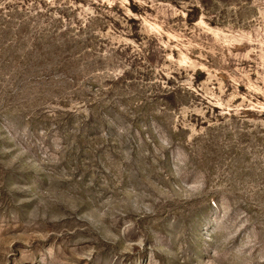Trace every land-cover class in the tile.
<instances>
[{"label":"rangeland","instance_id":"1","mask_svg":"<svg viewBox=\"0 0 264 264\" xmlns=\"http://www.w3.org/2000/svg\"><path fill=\"white\" fill-rule=\"evenodd\" d=\"M0 264H264V0H0Z\"/></svg>","mask_w":264,"mask_h":264}]
</instances>
